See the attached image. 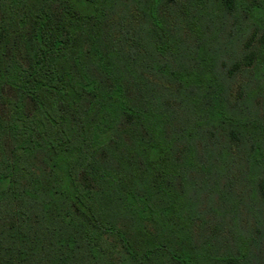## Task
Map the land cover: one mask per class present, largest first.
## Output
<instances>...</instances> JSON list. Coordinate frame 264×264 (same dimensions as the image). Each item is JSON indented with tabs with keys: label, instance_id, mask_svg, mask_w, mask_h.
<instances>
[{
	"label": "trees",
	"instance_id": "1",
	"mask_svg": "<svg viewBox=\"0 0 264 264\" xmlns=\"http://www.w3.org/2000/svg\"><path fill=\"white\" fill-rule=\"evenodd\" d=\"M0 264H264V0H0Z\"/></svg>",
	"mask_w": 264,
	"mask_h": 264
},
{
	"label": "rangeland",
	"instance_id": "2",
	"mask_svg": "<svg viewBox=\"0 0 264 264\" xmlns=\"http://www.w3.org/2000/svg\"><path fill=\"white\" fill-rule=\"evenodd\" d=\"M250 35H251V33H250ZM257 38H258V34L255 35L254 39H252V43H254L257 40ZM247 39H248V37H246L245 39L243 38V40H242L243 44H244L245 41H247ZM243 79H245V77H243L238 72H236L235 75H234V79H233V85H234V87H236L241 82H243Z\"/></svg>",
	"mask_w": 264,
	"mask_h": 264
}]
</instances>
